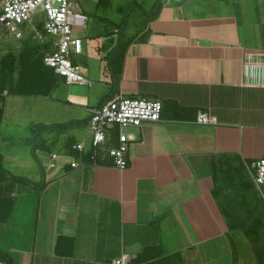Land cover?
I'll list each match as a JSON object with an SVG mask.
<instances>
[{"label":"crops","instance_id":"obj_1","mask_svg":"<svg viewBox=\"0 0 264 264\" xmlns=\"http://www.w3.org/2000/svg\"><path fill=\"white\" fill-rule=\"evenodd\" d=\"M150 7L129 36L115 37L117 25L96 43L78 36L82 52L72 63L87 82L53 71L48 95L3 91L0 251L12 264H113L121 253L128 264H234L231 233H243L228 225L212 175L214 166H246L264 152V0ZM17 40L0 60L31 43L33 61L49 70L41 57L54 49L53 37L38 42L27 30ZM117 95L162 103L159 121L126 129L123 170L71 148L89 150V110ZM199 111L217 122L198 123ZM51 153L60 155L54 167ZM71 156L83 163L71 168Z\"/></svg>","mask_w":264,"mask_h":264},{"label":"built area","instance_id":"obj_2","mask_svg":"<svg viewBox=\"0 0 264 264\" xmlns=\"http://www.w3.org/2000/svg\"><path fill=\"white\" fill-rule=\"evenodd\" d=\"M76 11L79 7L74 0H0V24L6 33L16 39L24 38L27 30L38 42L53 37L54 49L43 56V63L67 82L85 83L87 80L72 63V56L82 52V40L73 34L69 20V16ZM161 110L159 100L114 96L89 110V150L86 152L81 143L72 144L71 148L84 153L93 164H99L104 157H108L111 165L123 170L128 166L127 152L132 140L126 129L138 127L143 122L159 121ZM196 121L200 124L217 122L215 116L203 111L197 113ZM59 157L58 153H51L49 166L54 167ZM81 163L83 160L77 161L71 156V168ZM246 167L257 191L264 198V152ZM128 261L129 255L121 253L113 259V264H128ZM0 264L8 263L0 258Z\"/></svg>","mask_w":264,"mask_h":264},{"label":"trees","instance_id":"obj_3","mask_svg":"<svg viewBox=\"0 0 264 264\" xmlns=\"http://www.w3.org/2000/svg\"><path fill=\"white\" fill-rule=\"evenodd\" d=\"M37 46L24 44L18 54L7 52L0 60V121L3 113L2 103L8 94L48 95L55 87L56 75L51 67L39 70V61L34 57ZM41 62L43 63L42 57ZM18 69L17 80L14 73ZM6 174L0 154V179ZM214 196L222 213L226 216L230 228H238L249 241L256 262L264 264V198L259 194L243 162L225 166H214ZM13 181L30 183L24 177L9 175ZM228 189L229 192L224 191ZM264 193V188H263ZM233 247V246H232ZM0 258L12 264L10 258L0 251ZM233 262L236 264V253L233 248Z\"/></svg>","mask_w":264,"mask_h":264},{"label":"rangeland","instance_id":"obj_4","mask_svg":"<svg viewBox=\"0 0 264 264\" xmlns=\"http://www.w3.org/2000/svg\"><path fill=\"white\" fill-rule=\"evenodd\" d=\"M78 4L79 11L69 16L73 34L85 36L92 44L98 39L99 33L105 36L111 34L114 26L120 30L116 36L124 32L125 36L136 32L142 27L141 14H149L153 11L150 4H156L157 0H74ZM81 8V10H80ZM114 35V33L112 34ZM94 36V37H92ZM107 37V36H106ZM114 37V36H113ZM106 41V38H102ZM25 41H27L25 39ZM101 41V38L99 39ZM11 44V45H9ZM19 44V40L6 33L0 24V56L8 45L14 48ZM10 98V96H6ZM36 130L39 125L34 126ZM42 130V129H40ZM13 168H9L11 173H15ZM234 239L236 259L239 264H256L254 252L246 237L238 232L231 233Z\"/></svg>","mask_w":264,"mask_h":264}]
</instances>
